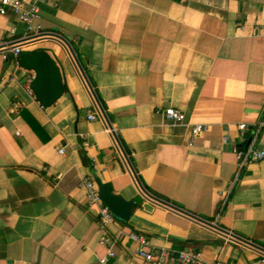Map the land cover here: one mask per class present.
I'll return each instance as SVG.
<instances>
[{
    "label": "crops",
    "instance_id": "crops-1",
    "mask_svg": "<svg viewBox=\"0 0 264 264\" xmlns=\"http://www.w3.org/2000/svg\"><path fill=\"white\" fill-rule=\"evenodd\" d=\"M39 6L37 24L72 46L107 120L89 119L100 111L55 38L21 55L44 49L62 69L66 93L48 108L26 88L31 71L0 50V264H100L108 248L83 179L128 201L140 195L117 140L149 194L213 227L144 198L110 228L114 264H141L132 233L207 262L264 264V160L239 167L237 155L264 151V0ZM25 34L14 14L0 15V49ZM14 101L22 108L11 115ZM167 108L185 121H167ZM195 125L206 131L193 139Z\"/></svg>",
    "mask_w": 264,
    "mask_h": 264
},
{
    "label": "built area",
    "instance_id": "built-area-1",
    "mask_svg": "<svg viewBox=\"0 0 264 264\" xmlns=\"http://www.w3.org/2000/svg\"><path fill=\"white\" fill-rule=\"evenodd\" d=\"M40 6L39 0H0V15L5 16L8 14H14L18 22L26 26V34L23 38L16 40L14 44L2 45L0 50L11 49V56H5V58L13 57L14 65L16 68L20 67V59L22 55L23 46L26 44L50 37L52 34L42 31L37 21L40 18ZM256 33H264V26L257 27ZM27 90L30 95L34 96V93L30 89V84L34 79L33 72H27ZM1 93V90H0ZM22 108V104L18 101H14L11 104L9 112L11 115H16ZM167 121L173 124H181L185 121V115L174 109L167 108L163 112ZM100 117V112H91L89 114L90 120H95ZM264 126V122L260 124V127ZM247 129L246 124L239 125V130L244 132ZM206 131V127L203 125H195L192 128V137L195 139L200 134ZM61 154L65 153L64 149H60ZM239 167H243L246 164L255 163L264 160V151L253 147H248L244 151L238 152ZM82 188L86 192L87 203L90 207H96L99 211V223L103 229V237L101 238V244L107 246L106 255L100 259V264H114L115 251L113 245L117 242L118 237L112 236L110 228L116 222V217L112 214L110 209L106 206L100 192V188L96 181L91 178H84L82 181ZM132 240L137 244V255L141 259V264H231L222 261L207 262L203 254L199 251H193L189 249L175 250L167 248H157L152 242L144 235L139 233H132L130 235Z\"/></svg>",
    "mask_w": 264,
    "mask_h": 264
},
{
    "label": "water",
    "instance_id": "water-1",
    "mask_svg": "<svg viewBox=\"0 0 264 264\" xmlns=\"http://www.w3.org/2000/svg\"><path fill=\"white\" fill-rule=\"evenodd\" d=\"M50 37H53L59 42H61L64 45V47L67 49L96 107L98 108L104 119L107 120L105 111L100 101L98 100L96 93L93 87L91 86L86 76V73L72 46L68 43V41H66L64 38L58 35L52 34ZM20 64L23 69L34 73V79L30 84V89L34 93L37 101L43 107L48 108L52 106L65 95L66 77L62 69L57 65L54 59H52V57L44 49H40L37 51H32L24 54L21 57ZM117 146L119 148L120 153L122 154L124 161L126 162V165L131 171L132 176L136 181V184L138 185L140 191L139 196L135 197L131 201H128L124 199L122 196L114 194L111 184L103 183L100 179L97 180V184L100 188L101 196L106 206L110 209L112 214L117 219L122 220L124 222H129L133 216V210L135 205H140L143 199L146 198L154 203L161 204L166 207H170L186 216H189L199 222H202L204 224L213 227V225H211L210 223H207L199 219L198 217H195L185 211H182L181 209H178L149 194L143 187L142 183L140 182V179L138 178L137 173L135 172L129 160L128 155L126 154V152L124 151L123 147L121 146L118 140H117Z\"/></svg>",
    "mask_w": 264,
    "mask_h": 264
}]
</instances>
